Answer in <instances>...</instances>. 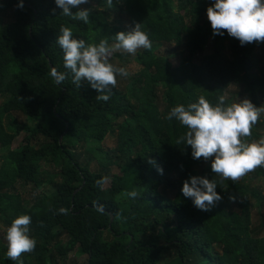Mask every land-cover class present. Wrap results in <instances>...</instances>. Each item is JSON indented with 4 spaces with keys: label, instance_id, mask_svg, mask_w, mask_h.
Masks as SVG:
<instances>
[{
    "label": "trees",
    "instance_id": "16d2710c",
    "mask_svg": "<svg viewBox=\"0 0 264 264\" xmlns=\"http://www.w3.org/2000/svg\"><path fill=\"white\" fill-rule=\"evenodd\" d=\"M20 2L0 0V13L12 15L10 23L0 20V216L9 227L21 215L31 217L29 233L36 246L22 254L23 264L63 263L62 234L86 257L85 264H160L165 253L170 255L165 264H264V196L251 184L264 180V167L252 172L250 182L221 179L211 165L199 172L205 160H194L190 146L177 144L187 127L166 118L174 107L187 108L201 96L213 106L224 96L230 106L227 94L233 85H244L250 101L264 106V68L255 71V49L264 53V42L241 46L227 32L214 36L206 15L214 0H124L118 7L116 0L111 6L107 0H90L81 7L90 10L87 24L60 15L55 0H22L23 9L17 7ZM112 12L115 18L124 16L131 29L140 23L151 48L136 52L139 70L103 101L86 80L79 87L73 83L56 41L61 27H67L86 45L107 40L111 47L115 35L126 29L109 22L97 27L91 17L108 21ZM211 41L212 51L197 61ZM166 42L175 44L177 65L156 51L155 44ZM53 68L66 74L62 83L51 76ZM11 113L39 124L11 130L5 123ZM257 126L245 142L259 139ZM21 131L29 133L25 143L11 148ZM110 132H116L115 146L103 149L100 144ZM80 149L97 161L96 171ZM113 167L124 174L105 188ZM174 174L178 181L171 186ZM192 176L215 181L220 196L226 189L236 197L234 208L217 202L209 212L195 208L181 191ZM18 185L49 190L27 203ZM170 186L172 199L159 193ZM131 192L137 196H129ZM252 206L261 215L259 226L253 225ZM7 250L8 244L0 241V264H18L8 259Z\"/></svg>",
    "mask_w": 264,
    "mask_h": 264
},
{
    "label": "clouds",
    "instance_id": "9594fccd",
    "mask_svg": "<svg viewBox=\"0 0 264 264\" xmlns=\"http://www.w3.org/2000/svg\"><path fill=\"white\" fill-rule=\"evenodd\" d=\"M90 0H55L56 7L61 14L73 20L89 23V8L81 5L89 4ZM109 6L112 0H107ZM23 9L21 2L17 5ZM73 9H78L73 12ZM56 9H52L55 15ZM207 18L211 24L213 35L223 36L225 32L237 40L241 46L253 42H264V0H214L207 8ZM113 47H109L107 40L99 45H86L84 40L73 38L71 29L61 27L56 43L62 49L64 67L70 70L73 83L79 87L82 80H86L92 89L100 93L96 99L108 101L112 89L116 86V76L127 77L125 68H116L109 63V57L114 51H123L135 54L137 49H150L151 42L148 35L141 31V24L135 23L128 32H119L115 35ZM51 76L57 84L66 79L65 73L55 68ZM264 106L256 107L249 99L240 103L225 106L224 96L218 98L213 106L203 96L198 103H192L187 108L183 105L174 107L166 117L178 120L188 131L185 136L177 140V144L186 143L192 149L194 160L203 158L211 163L213 173L221 179L238 181L247 173L258 167H264V139L259 142L247 143L244 138L251 136L252 126L258 122ZM154 163V161H149ZM157 171L162 175L163 169ZM99 183V182H98ZM185 198H191L193 205L200 211L209 212L222 197L216 192L215 181L206 177L192 176L183 182L181 189ZM135 198L136 192L128 193ZM235 202V196H229ZM67 209L60 212L67 214ZM31 217L21 215L16 218L7 229L8 242L7 257L12 261L23 264L22 254L34 251L36 241L29 237Z\"/></svg>",
    "mask_w": 264,
    "mask_h": 264
},
{
    "label": "rangeland",
    "instance_id": "374dc122",
    "mask_svg": "<svg viewBox=\"0 0 264 264\" xmlns=\"http://www.w3.org/2000/svg\"><path fill=\"white\" fill-rule=\"evenodd\" d=\"M116 1L118 4L117 7L119 5H122V3L124 2V0H116ZM86 5H81L80 7H85ZM112 13H113V14H111L112 16L110 18H108V21L101 15H93L91 17L93 24L97 27H102L106 22H109V23L120 24L123 28L126 29L127 32L131 30L129 22L124 18V16L115 18L114 12H112ZM0 20L3 24L10 23L12 21L11 11L6 12L5 14L0 13ZM114 44L115 43H112L111 47H113ZM155 46H156L157 53L168 55L170 57L171 61L174 63V65H177L179 63L180 56L177 52L175 44H173V43L171 44V43L166 42V43L155 44ZM141 49L142 48L137 49V51H139ZM212 49H213V41H211L207 45L204 52H199L196 55V60L199 61L205 53H210L212 51ZM255 54L258 55L256 57V61H257L256 68L257 69H255V71L257 72V70L264 68V53L256 48ZM135 56H136V53L135 54H129V53H126L123 51H114L112 53V55L109 57V63H111L116 68H125L127 70V72L129 73V75L127 77L120 76V75L116 76V81H117L116 86L117 87L124 88L130 79V75H133V73H135L136 71L139 70L140 66L136 62ZM157 94H158L159 104L163 105L162 101H161V98L163 97V89L161 87H158V93ZM227 97L232 99L231 105L234 103H240V101H242L244 99L250 100V94L247 91H245L244 85H240V86H234L233 85V86H231V88L229 89V93L227 94ZM2 100L3 99L0 98V104L2 103ZM5 123H6V125H9L11 127V130H14L15 126H23L24 125V126L34 127L37 124H39V120L28 118V117L22 115L21 113H11L6 118ZM255 132L258 134L259 139L255 140L254 142H259L261 139H264V112H261V114H260V117L258 119V126L255 128ZM28 135H29L28 132L21 131L20 134L17 135L16 138L12 141L11 148L16 149V148L22 146L25 143V139H26V137H28ZM115 143H116V132H110L109 134H107L105 136V138L103 139V142L100 144V146L103 149H112L115 146ZM250 143H252V142H250ZM79 151H81V155H82L83 159H87V160H85V162H86V164L89 165L90 169L92 171H96L97 170V161L95 159H93L90 154H86L81 149ZM2 154L3 153L0 151V158L2 157ZM87 156H89L91 159H88ZM213 159H214V157L210 158L208 161H205L204 164L201 166V168L197 169V171L201 172L204 167H206V166L210 167ZM252 172L247 173L245 176H243L238 181H244L242 179H245V181L248 180V182H250V177L252 175ZM110 173H111V177H107L104 181L103 187H105V188L110 186L111 180H113L114 178H119V177L123 176V174H124L122 169L118 168V167H113L111 169ZM170 177H171V182H172L171 186H172V185H174L175 182L178 181V174L171 175ZM251 184L254 187L261 188L262 195L264 196V180L263 179H260L259 181H252ZM171 186L170 187H161L159 189V193L161 195L165 196L166 198L172 199L174 197V191L172 190ZM47 190H49V188L47 186H43L36 191H32L30 185H26V186L18 185L17 186V192H19L24 197L25 202H27V203H29L34 196L36 197L39 194H41V192H48ZM229 196L230 195L227 193L226 189L223 190V193L221 195L222 200L217 202V203L223 204L225 209H233L234 205H233V202L229 200ZM251 202H252V204L254 203L253 201H251ZM261 210L264 214V199L262 202ZM260 216L261 215L258 212V209L256 207L252 206V208H251V219H252L254 226H259ZM8 228H9V226L3 222V217L0 216V241L4 244H8V242L6 240V233H7ZM28 235L30 238L34 239L30 235V233H28ZM261 235L264 236V229L261 230ZM59 240L61 242L60 248L62 251L65 252L67 257L65 260H63L64 261L63 263H61V261L58 260L57 261L58 264H85L86 263V257L79 256L77 254L78 248L74 244H71L69 238L66 235H64V234L60 235ZM57 259H58V256L56 255L55 260H57ZM169 260H170V255L165 253L160 264H165V263L169 262Z\"/></svg>",
    "mask_w": 264,
    "mask_h": 264
}]
</instances>
